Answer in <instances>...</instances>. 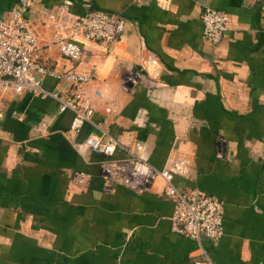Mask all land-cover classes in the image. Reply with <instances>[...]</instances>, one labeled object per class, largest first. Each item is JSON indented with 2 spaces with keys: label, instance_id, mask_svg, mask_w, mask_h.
<instances>
[{
  "label": "crops",
  "instance_id": "obj_1",
  "mask_svg": "<svg viewBox=\"0 0 264 264\" xmlns=\"http://www.w3.org/2000/svg\"><path fill=\"white\" fill-rule=\"evenodd\" d=\"M15 1L0 0V14ZM65 2L73 15L120 11L123 31L108 47L86 44L79 60L65 57L42 25ZM206 6L228 16L216 43L202 35ZM28 17L54 70L92 74L82 89L93 120L120 144L114 157L129 150L161 168L188 156L189 174L173 183L222 201L223 234L199 245L173 232L161 179L142 192L105 191L102 154L84 144L100 129L74 134L73 113L57 100L0 90V264H193L205 255L264 264V0H32ZM138 67L155 87L126 86ZM43 87L63 94L70 85L45 76Z\"/></svg>",
  "mask_w": 264,
  "mask_h": 264
},
{
  "label": "built area",
  "instance_id": "obj_2",
  "mask_svg": "<svg viewBox=\"0 0 264 264\" xmlns=\"http://www.w3.org/2000/svg\"><path fill=\"white\" fill-rule=\"evenodd\" d=\"M66 4L69 3L48 9L42 21V25L51 30L49 43L56 45L65 57L81 59L86 55V44L108 47L123 31L126 19L120 11L91 9L82 15H73ZM31 5L32 0H16L0 14V90L11 89L16 94L27 92L36 97L57 100L59 111H72L70 129L74 134L88 123L100 129V134L88 133L84 144L102 154L100 176L105 191H111L119 184L142 192L151 188L156 179H161L164 193L173 203L169 217L171 230L199 245L202 238L217 241L223 234L222 201L199 188L184 191L173 183L174 176L185 177L189 174L192 168L190 158L180 154L170 158L161 168L126 148L129 153L127 158H115L114 151L120 144L93 120V101L82 89L93 79L92 74L57 72L42 59L40 36L28 17ZM227 19L226 12L206 6L201 12L203 37L212 43L218 42L227 29ZM45 76H53L59 82L69 84L70 88L63 94L55 89H46L43 87ZM137 84L151 89L156 82L145 68L138 67L126 79V86L130 88ZM2 104L0 99V119L5 115ZM75 179L80 184L87 181L82 173L77 174ZM193 264L214 263L205 255L194 260Z\"/></svg>",
  "mask_w": 264,
  "mask_h": 264
}]
</instances>
